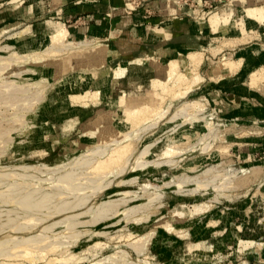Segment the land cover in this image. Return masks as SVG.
I'll use <instances>...</instances> for the list:
<instances>
[{
    "label": "rangeland",
    "instance_id": "rangeland-1",
    "mask_svg": "<svg viewBox=\"0 0 264 264\" xmlns=\"http://www.w3.org/2000/svg\"><path fill=\"white\" fill-rule=\"evenodd\" d=\"M149 1L127 0L128 10L147 12ZM238 1H174L209 25L203 62L194 78L167 81L153 110L130 122L115 106V130L105 141H96L92 124L106 102L68 132L58 124L80 107L68 92L94 90L109 58L95 65L86 50H62L51 60L32 51L6 59L0 51V264H264V75L254 84L249 80L264 65L252 61L250 52L264 48V30L248 25L247 10L234 11ZM224 13L240 28L239 36L213 29L210 18ZM23 38L2 35L0 46ZM223 48L233 54H222ZM240 57L236 72L220 67L222 60ZM131 64L155 72L137 60ZM118 67L124 71L117 79L128 70L126 64L110 66L114 79ZM107 88L99 89L98 102ZM118 91L114 85L112 96ZM239 110L246 113L237 115ZM211 112L214 124L206 125L203 116ZM113 140L129 147L107 168L95 169L97 162L73 166L81 156L105 160ZM96 147L105 152L92 154ZM70 169L73 178H58ZM48 192L53 197L40 206L21 203L26 194L36 200ZM196 249L203 251L201 259L194 257Z\"/></svg>",
    "mask_w": 264,
    "mask_h": 264
},
{
    "label": "crops",
    "instance_id": "crops-1",
    "mask_svg": "<svg viewBox=\"0 0 264 264\" xmlns=\"http://www.w3.org/2000/svg\"><path fill=\"white\" fill-rule=\"evenodd\" d=\"M174 1L150 0L145 5L151 9L146 12L144 8L128 10L130 4L127 0H0V36L19 37L20 40L21 37L31 34L44 33L52 25L62 24L73 42L91 38L90 40L104 42L109 48L112 56L102 65L105 66L104 70L98 72L99 75L95 81L97 87L94 89L99 91L108 84L107 93L103 92L100 102L76 107L75 116H64L58 126L61 132H68L81 117L91 114L95 107L105 102L106 110L111 108L110 111H112L115 106L118 107L112 102L117 97H112L111 94L114 85H117L119 90L117 95L120 89L129 95L139 94L136 93L137 91L142 93L149 87L150 79L156 76L155 72L138 68L132 65L131 61L140 56L149 55L157 61L164 62L173 57H180L190 49L202 50L208 46L209 25L194 19L191 11L186 7H177ZM259 1L239 0L235 2L238 8L234 11L240 15L241 11L247 10L248 25L259 27L262 31L264 16L259 19L248 10L264 5L263 0L262 3H258ZM244 6L249 7L246 9ZM262 11L264 13V9ZM229 20L231 29L241 32L240 28H234L232 20ZM262 44L264 45V40L261 39ZM230 52L233 54V49H222L224 55ZM250 52L252 61L264 64L263 47L254 46ZM209 56L213 57L212 54ZM116 64L128 66L126 76L119 79L112 78L109 68ZM238 87V93H244L241 86ZM103 111L105 110L99 113ZM99 113H94V116ZM243 113L246 112L241 110L236 112L237 115Z\"/></svg>",
    "mask_w": 264,
    "mask_h": 264
},
{
    "label": "bare ground",
    "instance_id": "bare-ground-1",
    "mask_svg": "<svg viewBox=\"0 0 264 264\" xmlns=\"http://www.w3.org/2000/svg\"><path fill=\"white\" fill-rule=\"evenodd\" d=\"M248 10L250 14L258 17L259 19L264 16L263 11L260 10L259 8H249ZM229 19H230V15L224 13L222 15L216 14L212 16L209 21L211 25L213 26L214 30H219L223 33H226V34L228 33L230 35L238 34L239 36L240 35L239 31H235L231 29V24H230ZM210 47H211L210 50L212 51L213 50L212 45ZM80 48H83V49L80 50ZM62 50H67L68 54L69 53H79L83 50H86L85 52L86 54H89L90 57L91 55L93 56L95 65L102 64L103 62H105L107 58L112 56V54L109 51V48L105 45L104 42H97L96 44H93L90 39L79 40L77 42L75 41L73 42L72 39H70L68 36L67 29L62 24H58L57 26L52 25V27L49 28L44 33L31 34L27 36L26 38H23L21 41L16 42V44L14 45L0 46V51L6 53L5 54L6 59H11L15 55L21 54L22 52L28 53L32 51L34 52L33 55L38 54L37 59H40V58L44 59L45 55L47 54L49 55L50 60H51V59H54V57L52 56H55V53H59ZM203 57H204V52L197 48V49H190L184 55L180 57L170 58L164 62L157 61L153 59L152 56H149V55L140 56L136 58V60L139 61L141 65L151 68L152 70L155 71L157 75L165 74L166 78L165 80L159 77L151 78L150 88L139 94H129L128 95L126 94L124 90L120 89L119 94L117 95L115 100L112 101L113 104L122 108L124 112V118L123 117L122 118L126 122H130L131 119L137 117L140 114H145L144 112L147 110H150V109L153 110L154 104L157 103L159 99H161L162 94L167 90V87L169 85L167 81L172 80L173 77L176 79L174 81L188 80L190 77L194 78L195 75L197 74V69L199 65L201 64V62H203L202 61ZM2 58L3 57L0 55V59ZM243 58L240 57L239 59H231V58L224 59L221 61L220 67L222 69H226L230 73L236 72L239 69L240 64L242 63ZM122 71L124 70L123 68L120 69V67L115 69L116 79H117V75L122 74ZM263 71H264V65L260 68L258 67V69L256 70L251 71L250 74L248 73L249 80H251V84H254L255 80L261 79V77L264 75ZM74 75L78 76L79 78L80 74L75 73ZM74 75H71V76H74ZM70 80L72 83H75L73 84V86L77 88H82V83L78 82V80H72V78H70ZM99 91L97 89L91 90L90 88H87V89L85 88L84 90L80 89L79 91H76V92L71 91V92H68V98L72 104L88 106L91 103V101H94V100L95 102L98 101L97 96H98ZM110 115L111 114H110V109H109V110L103 111L102 113H99L97 117L96 116L94 117L95 119H93L94 120L93 124L92 123L91 124L94 125L97 129L96 137H95L97 138L96 141H105L107 138L110 137V134H113V130L115 129L111 125ZM203 118H204V121H206L205 122L206 125H208L209 123L214 124V120H213L214 113L213 112L205 114ZM103 119L106 121H104ZM96 129L94 128V130ZM214 132H215V129L212 128L210 130V136H214ZM113 142L115 143V146L111 149V151H109V155H107V158L105 160L96 159V157L94 156H90L88 158H85V156H81V157H78L73 162V166L74 165L77 166L79 164L89 165L92 163L95 164L97 162L95 169L99 170L100 168H107L111 163L120 159V157L127 151V147H129V142L120 143L118 140H113ZM150 146L151 145L148 144L141 151V154H146L148 152V147ZM171 147L172 146L169 145L165 151L169 152L171 150ZM92 152H93L92 154H102L105 152V149L96 147L92 149ZM61 166H65V164ZM61 166L54 167L53 169H59ZM71 169L66 170L65 173L59 175L58 178H68V179L73 178L74 172ZM205 171L207 172L208 170H205ZM187 180H189V178L183 179V181H187ZM190 180H194V178L190 177ZM182 189L183 188L178 187L179 191H182ZM191 191H194V189H192ZM51 197H53V195L48 192V193L41 194V196L38 199L34 200L30 194H26L22 196L21 203L22 205L26 207H37L43 204L44 202H46V200H48ZM105 204L112 205V203H110V200L109 202L104 203L103 204L104 207L102 206V208L100 209V212H103V214L107 210V206ZM1 243L2 242H0V244ZM135 248L139 249L140 245L139 244L138 246L136 245ZM203 254L204 253L201 249H196L193 253L194 257H200V259L201 257H203Z\"/></svg>",
    "mask_w": 264,
    "mask_h": 264
}]
</instances>
